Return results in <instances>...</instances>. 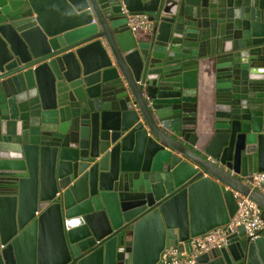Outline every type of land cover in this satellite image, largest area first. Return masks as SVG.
<instances>
[{"label": "water", "instance_id": "95a60500", "mask_svg": "<svg viewBox=\"0 0 264 264\" xmlns=\"http://www.w3.org/2000/svg\"><path fill=\"white\" fill-rule=\"evenodd\" d=\"M236 193L264 221V0H0V264H165Z\"/></svg>", "mask_w": 264, "mask_h": 264}, {"label": "built area", "instance_id": "2783aa9c", "mask_svg": "<svg viewBox=\"0 0 264 264\" xmlns=\"http://www.w3.org/2000/svg\"><path fill=\"white\" fill-rule=\"evenodd\" d=\"M128 26L132 32L148 30L151 22L145 15H132L128 18ZM263 173H255L249 186L253 189L258 186ZM237 210L229 222L223 226L211 229L203 235L191 237L185 242L189 246L188 252L179 251L176 247H165L160 253V260L165 264H192L194 258L212 247L219 246L226 240V237L242 225L245 235L254 239L258 237L264 228V221L261 218L259 205L248 195L236 193ZM183 242L182 244H184Z\"/></svg>", "mask_w": 264, "mask_h": 264}]
</instances>
